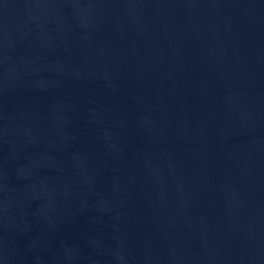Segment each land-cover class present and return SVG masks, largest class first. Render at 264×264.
Here are the masks:
<instances>
[{
  "label": "water",
  "instance_id": "95a60500",
  "mask_svg": "<svg viewBox=\"0 0 264 264\" xmlns=\"http://www.w3.org/2000/svg\"><path fill=\"white\" fill-rule=\"evenodd\" d=\"M0 264H264V0H0Z\"/></svg>",
  "mask_w": 264,
  "mask_h": 264
}]
</instances>
